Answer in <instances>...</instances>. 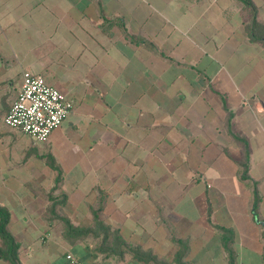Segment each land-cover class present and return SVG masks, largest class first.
<instances>
[{
  "label": "crops",
  "instance_id": "obj_1",
  "mask_svg": "<svg viewBox=\"0 0 264 264\" xmlns=\"http://www.w3.org/2000/svg\"><path fill=\"white\" fill-rule=\"evenodd\" d=\"M248 1L0 0V206L23 264H148L70 241L54 201L160 259L176 239L193 264H229L220 225L235 264H264V0ZM25 71L74 102L47 141L4 121Z\"/></svg>",
  "mask_w": 264,
  "mask_h": 264
},
{
  "label": "trees",
  "instance_id": "obj_2",
  "mask_svg": "<svg viewBox=\"0 0 264 264\" xmlns=\"http://www.w3.org/2000/svg\"><path fill=\"white\" fill-rule=\"evenodd\" d=\"M247 3L251 5V2L245 0ZM256 24H254L255 26ZM252 32L256 35L258 32L257 27H253ZM257 36V35H256ZM264 39L263 37H258ZM237 139L243 144V154L241 159V164L243 166V177H248L250 170V156H249V148L245 139L241 137H237ZM53 167L56 168L53 163ZM57 169V168H56ZM254 206L255 208L258 206L260 202V193L258 188L254 189ZM57 202H53L50 211L55 216H58L64 223V235L70 240L73 241L74 237L77 236H92L98 237L100 239L98 250L103 253L106 257H118L122 258L124 254L125 248L132 252L133 257L137 261H142L144 263L150 264L154 262L155 264H193L192 261L186 259L187 256V245L182 240H176L179 248L176 251L174 258L172 261L160 259L156 254L153 253L150 249H144L141 245L129 246L122 238L119 229L112 228L111 226L105 224L102 220L96 216L95 222L93 226L88 227H78L71 223V221L66 217H61L56 213ZM10 220V212L6 207L0 206V258L7 260L10 264H23L20 255L19 242L13 237V235L8 231L7 225ZM223 234L224 247L228 252L229 264H235V255L231 248V244L233 242V231L232 229L225 228L220 225H215Z\"/></svg>",
  "mask_w": 264,
  "mask_h": 264
},
{
  "label": "built area",
  "instance_id": "obj_3",
  "mask_svg": "<svg viewBox=\"0 0 264 264\" xmlns=\"http://www.w3.org/2000/svg\"><path fill=\"white\" fill-rule=\"evenodd\" d=\"M74 108V102L42 74L25 71L21 90L4 118L10 127L20 129L38 141H47ZM69 264H84L72 252Z\"/></svg>",
  "mask_w": 264,
  "mask_h": 264
},
{
  "label": "rangeland",
  "instance_id": "obj_4",
  "mask_svg": "<svg viewBox=\"0 0 264 264\" xmlns=\"http://www.w3.org/2000/svg\"><path fill=\"white\" fill-rule=\"evenodd\" d=\"M65 127H68L67 124L65 125ZM66 129H67V128H66ZM19 130H20V129H19ZM78 130H79V129H78ZM20 131H21V130H20ZM21 132H22V131H21ZM23 133H24V132H23ZM65 133H68V132H65ZM69 136H70V135H69ZM85 145H88V142H87V141L85 142ZM80 173H81V172L77 170V171L75 172V176H73L72 179H73V178H74V179H80V178L83 176V175L80 174ZM68 184H70V181L68 182ZM150 264H155V263H154V262H151Z\"/></svg>",
  "mask_w": 264,
  "mask_h": 264
}]
</instances>
